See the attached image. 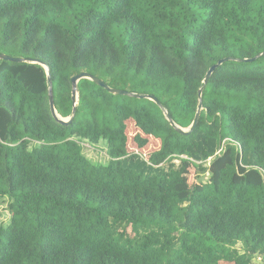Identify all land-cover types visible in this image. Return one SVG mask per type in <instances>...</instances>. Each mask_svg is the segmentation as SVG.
<instances>
[{"label":"trees","instance_id":"trees-1","mask_svg":"<svg viewBox=\"0 0 264 264\" xmlns=\"http://www.w3.org/2000/svg\"><path fill=\"white\" fill-rule=\"evenodd\" d=\"M263 52L264 0H0V54L49 72L0 60V264H264V56L203 85ZM81 73L161 108L82 79L62 125Z\"/></svg>","mask_w":264,"mask_h":264},{"label":"water","instance_id":"water-1","mask_svg":"<svg viewBox=\"0 0 264 264\" xmlns=\"http://www.w3.org/2000/svg\"><path fill=\"white\" fill-rule=\"evenodd\" d=\"M261 56H264V52L262 54L256 56L255 58L249 59V60L248 59H245V60H234L232 58L220 59L216 64L210 66L209 69L207 70V72H206V74L204 76L203 85L205 86L208 83L210 77L216 71V69H218L225 62H228V61H239V62H244V63L248 62L249 63V62L255 61L256 59H258ZM0 60L8 61V62H14V63L39 64V65H41L44 68V70L46 71V75L49 78L48 67L45 64H42L40 62L28 61V60L18 59V58H11V57H8V56L2 55V54H0ZM82 79H88V80L94 82L95 84H97L98 86L104 88L105 90H107L111 94L119 95V96L133 97V98H137V99H147V100L155 103L158 107L161 108L160 103L152 96L139 95V94H134V93H130V92H127V91H123V90L112 89V88H109L108 86H106L100 80H98V79H96V78H94V77H92V76H90V75H88L86 73H81V74L71 78V85H72L71 100H72V103H73V109H72V113H71L69 118L62 119L56 114V111H55V108H54L52 87H51V84H50V81H49V88H48L49 111L52 114V116L62 125H68L73 120L75 107H76L77 102H78L77 84ZM202 90H203V87L201 89H199V91H198V105H197V109H196V113H195L194 119H193L192 124H191V126L189 128L180 129V128L176 127L174 122L172 121V118L169 115V113L167 111H164L165 119L181 135L190 134L194 130V128L196 127V125H197V123L199 121L200 113L202 111V100H201Z\"/></svg>","mask_w":264,"mask_h":264},{"label":"rangeland","instance_id":"rangeland-1","mask_svg":"<svg viewBox=\"0 0 264 264\" xmlns=\"http://www.w3.org/2000/svg\"><path fill=\"white\" fill-rule=\"evenodd\" d=\"M83 153L85 157L93 162V163H100V164H105L108 160L106 151H105V146L103 144H100L98 147H90L87 144H84L83 146ZM185 159V158H184ZM175 163H179L177 160ZM208 166V165H205ZM211 178L209 175L203 174L200 175L198 172V168L196 166H192V173H191V181L188 183L186 186V190L184 191V194L186 195L187 191L194 187L195 189H200V179H209ZM183 195H180L181 198ZM9 219V214L6 211V205H0V225L3 224L5 225ZM128 233H130V229L127 230ZM237 248H240V245L237 246ZM219 264H229V263H224L220 262ZM254 264H261L260 260H256Z\"/></svg>","mask_w":264,"mask_h":264},{"label":"built area","instance_id":"built-area-1","mask_svg":"<svg viewBox=\"0 0 264 264\" xmlns=\"http://www.w3.org/2000/svg\"><path fill=\"white\" fill-rule=\"evenodd\" d=\"M223 150H224V147H221L217 152H216V156L217 155H220L222 152H223Z\"/></svg>","mask_w":264,"mask_h":264}]
</instances>
